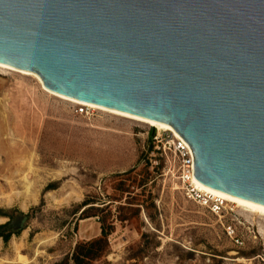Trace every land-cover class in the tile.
<instances>
[{
	"label": "water",
	"instance_id": "obj_1",
	"mask_svg": "<svg viewBox=\"0 0 264 264\" xmlns=\"http://www.w3.org/2000/svg\"><path fill=\"white\" fill-rule=\"evenodd\" d=\"M0 63L169 125L198 181L264 206V0H0Z\"/></svg>",
	"mask_w": 264,
	"mask_h": 264
},
{
	"label": "rangeland",
	"instance_id": "obj_2",
	"mask_svg": "<svg viewBox=\"0 0 264 264\" xmlns=\"http://www.w3.org/2000/svg\"><path fill=\"white\" fill-rule=\"evenodd\" d=\"M77 107L33 76L0 68V224L29 214L21 231L0 239V264H53L98 236L97 216L72 213L86 197L126 219L113 220L110 251L94 264H264V218L228 201L212 211L187 200L164 130ZM132 167L120 178L129 192L116 191L114 175Z\"/></svg>",
	"mask_w": 264,
	"mask_h": 264
},
{
	"label": "trees",
	"instance_id": "obj_3",
	"mask_svg": "<svg viewBox=\"0 0 264 264\" xmlns=\"http://www.w3.org/2000/svg\"><path fill=\"white\" fill-rule=\"evenodd\" d=\"M148 150L151 149V144L153 142V131L150 133L148 137ZM147 165L145 170H147ZM135 167H132L131 169L123 172V173H118L115 174L114 177L118 180L117 181V186L113 187L116 191L119 192H129L127 189L128 187H124L122 185L121 181V176H126L130 175L134 172ZM148 174V173H147ZM135 182V180H133ZM142 180H139L138 184H141V186L145 187L147 182L141 183ZM58 188L57 184H50L45 187L46 190H54ZM112 201H119L117 197H114L111 199ZM43 201L40 202V205L42 204ZM105 202H96L93 201L92 199H89L86 197L81 203L77 204L74 206L73 209V214L80 213L79 218H88L91 216H97V219L100 223V232L99 235L91 238L89 240H83V241H77L72 248V250L66 254L62 259L54 262L53 264H94L95 261L98 259L105 257L109 251V241L108 237L109 235L114 231V219L116 220H126L120 219L118 215L114 216L110 209L109 206L106 204L104 205ZM95 205H101V207H95ZM89 210H95L96 213L90 214L87 211ZM104 210H107V214L109 215L108 218H106L105 215H98L99 212H102ZM30 211H33L31 209ZM18 214V217L23 218V219H28L29 214L28 213H23L21 211H16ZM4 217L8 218V220L0 224V239H2L4 242L8 241L9 238L17 234L19 231L22 230L23 224L16 226L15 222L13 221V216L10 214L3 215Z\"/></svg>",
	"mask_w": 264,
	"mask_h": 264
},
{
	"label": "built area",
	"instance_id": "obj_4",
	"mask_svg": "<svg viewBox=\"0 0 264 264\" xmlns=\"http://www.w3.org/2000/svg\"><path fill=\"white\" fill-rule=\"evenodd\" d=\"M89 107L78 105L77 112L82 113L88 110ZM167 139L173 145V148L177 151L180 160L179 173L177 180L180 184V190L183 196L198 205L206 206L212 211H221L224 201L215 197L213 194L206 192L197 187L194 181V169H193V157L189 147L183 140L176 137L170 131H164Z\"/></svg>",
	"mask_w": 264,
	"mask_h": 264
},
{
	"label": "bare ground",
	"instance_id": "obj_5",
	"mask_svg": "<svg viewBox=\"0 0 264 264\" xmlns=\"http://www.w3.org/2000/svg\"><path fill=\"white\" fill-rule=\"evenodd\" d=\"M0 68L1 69H7V70H10V71H14V72H17V73H21L23 75L33 76L35 79H37V81L39 82L41 88L44 91H46V92H48V93H50V94H52V95H54V96H56V97H58L60 99L75 103L77 105L87 106V107H89L91 109H96V110H99V111L107 112V113H110V114H113V115H117V116H121V117H124V118H128V119L135 120V121H138V122H141V123H145V124L149 125L150 127H153V128H155L157 130H160V131L161 130L170 131L171 133H173L174 136H176V137H178V138H180L181 140L184 141V139L176 131H174L172 129V127H170L167 124H164V123H161V122H157V121H154V120H148V119L140 118V117H137V116H134V115H130V114H127V113H122V112L115 111V110H112V109H109V108H104V107H101V106H98V105H95V104H92V103L82 102V101H78V100H75V99L70 98V97H65V96L56 94V93L50 91L49 89L45 88L42 85L40 79L33 73H29V72H26V71H21V70L12 68L10 66H7V65L1 64V63H0ZM185 144L188 146V144L186 142H185ZM189 149H190V147H189ZM191 154H192V152H191ZM194 181L196 182L197 187H199L200 189H202V190H204L206 192H209V193L213 194L215 197H218L219 199L223 200L224 202L228 201L230 203L236 204L237 207L243 209L244 211L249 212V213L254 214V215H258V216L264 218V206L259 205V204H255V203H252V202H248V201H245V200H241V199L232 197L230 195H227V194H225V193H223V192H221L219 190L213 189V188L205 185L204 183H201L195 177H194Z\"/></svg>",
	"mask_w": 264,
	"mask_h": 264
},
{
	"label": "flooded vegetation",
	"instance_id": "obj_6",
	"mask_svg": "<svg viewBox=\"0 0 264 264\" xmlns=\"http://www.w3.org/2000/svg\"><path fill=\"white\" fill-rule=\"evenodd\" d=\"M7 220H8V218H6ZM22 220H23V218H20V217H18V219H16V221H15V223H16V226H19V225H21V223H22Z\"/></svg>",
	"mask_w": 264,
	"mask_h": 264
}]
</instances>
